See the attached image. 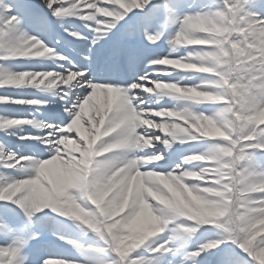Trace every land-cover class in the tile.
Wrapping results in <instances>:
<instances>
[{"label":"snow or ice","instance_id":"1","mask_svg":"<svg viewBox=\"0 0 264 264\" xmlns=\"http://www.w3.org/2000/svg\"><path fill=\"white\" fill-rule=\"evenodd\" d=\"M75 19L86 34L65 27ZM57 29L85 50L72 45L71 58L57 54L63 39ZM162 41L170 48L164 56L156 51ZM184 45L205 47L178 55L189 49ZM37 58L55 67L16 71L9 64ZM160 66L186 75L161 80L177 72ZM121 69L135 79L125 83ZM96 71L111 75L97 80ZM7 88L53 99L0 96V105L35 107L27 116H0V264H27L25 250L39 239L41 221L51 219L49 209L97 235L115 259L106 262L97 249L58 236L81 259L40 264H156L135 255L151 238L150 255L175 256L170 245L201 229L202 236L212 229L221 235L174 264H264V172L251 164L264 152V0H0V89ZM153 97L157 105L168 99L183 106L155 108ZM56 102L44 116L41 109ZM205 104L223 107L206 115L197 110ZM10 139L28 154L13 151ZM196 142L209 143L173 167V145ZM149 157L159 159L138 165L124 182L95 188L82 179L100 169L115 172L117 161L122 167ZM56 161L63 167L54 176L47 170ZM61 175L71 177L63 187Z\"/></svg>","mask_w":264,"mask_h":264},{"label":"bare ground","instance_id":"2","mask_svg":"<svg viewBox=\"0 0 264 264\" xmlns=\"http://www.w3.org/2000/svg\"><path fill=\"white\" fill-rule=\"evenodd\" d=\"M34 2L36 4H39V0H34ZM211 2V0H210ZM169 3H172V0H169ZM46 12V10H44ZM160 12L163 13V7L161 6ZM47 13V12H46ZM65 27L69 29V31L71 30H81L82 34H86L87 33V29L84 28V25L78 20H66L65 21ZM62 29H58L57 31L59 32V34L61 35V37H63L62 42L65 46L68 47V52H63L61 50H57V54L60 55H64L67 56L68 58H71L73 55H75V53L72 50V45L75 46V48L78 51L83 52L86 48V44L84 42L81 41H71L69 38H67V35L65 33H61ZM171 29H165V31H170ZM63 31V30H62ZM34 35V33H33ZM45 43H47V41H44ZM66 42H71V44H66ZM186 47H189V49H182L178 55H185L187 51H191V47H199L198 45H184ZM158 52L159 55L164 56L167 55V53L170 51L169 46L167 45V43H164L162 41V47L156 50ZM9 64L13 67H15L16 71H22L24 69L18 67V65H25L27 66L30 70H34V71H41L43 70L39 65L43 64L45 66H51V67H55V65H53L52 61L50 59L47 58H37L34 60H17L15 62H9ZM161 68H167L170 71H174L177 72L174 76L168 77V76H163L161 77V80L167 81V80H179L181 79V77L185 76L186 74L183 73L182 70L179 69H172L170 66H160ZM158 69H151L149 71H157ZM120 71H123L125 74V83H131L132 80H134L135 78H133L132 80L130 79L128 73L126 70L121 69ZM92 73H90L91 75ZM137 74L138 75H142L143 74V70L140 68L137 70ZM95 77L97 80H103L105 79L107 76L111 75L110 73H104V72H100V71H96L94 73ZM199 82V81H197ZM125 83H122L120 85H112V86H125ZM185 83H188V81H185ZM141 95H144L141 93ZM0 96H13L19 99H25V100H49L52 101V96L49 93L46 92H42V91H37L35 89L32 88H27V89H20V90H16V89H12V88H7V89H0ZM145 99H148V97L145 95ZM156 98L153 97L150 100H148V103L151 104L153 107L155 108H168V109H172L173 107H182L183 105L179 104L178 102L172 101V100H168L165 99L162 101L161 104L157 105L154 104V100ZM220 106L223 107L222 105H200L198 106V111L203 112L206 115H212L215 112H217L220 109ZM54 107H58V102H56L55 104H49L48 108H42L41 112H43L44 116H50L52 114V110ZM91 106H89L90 108ZM31 112H35V107H27V106H16V105H0V116H27L29 113ZM89 114H91V112H89ZM38 118H40L38 116ZM85 119H87V117H85ZM30 131V129H29ZM81 131L84 133L85 136H88V133L86 131V126L81 128ZM3 138V134H0V139ZM208 143L209 142H196V143H191V144H185V145H181L179 143H176L173 145L172 149L169 151L168 153V159L170 161H172V166L174 167L175 164H178L181 162V159L184 156L190 155L193 152H203L207 149L208 147ZM9 146L12 148L13 151L19 152L21 155H26L28 154V148L26 147L25 144H22L20 141L14 140V139H10L9 141ZM69 149H71L72 147H74L73 145H69L68 146ZM252 164V169L257 171V172H264V152H257L254 154V158L251 162ZM63 167V165L60 163V161H56L54 162L52 165H49L48 167V172L52 175H58L60 172V169ZM188 167V166H186ZM196 170V169H194ZM16 175H19V173H16ZM18 211V210H17ZM49 217H51V219L48 220H44L41 221L46 228L48 229H52V230H63V228L61 227V225H57V224H53V220L56 221L57 217H55V214L51 212V210H45ZM66 220L69 221H73L71 218H66ZM39 227V226H38ZM37 227V228H38ZM59 230V231H60ZM167 238V237H165ZM173 246V245H170ZM41 252H43L44 254H42ZM27 253V264H40V260L42 258H53L56 255L59 256H65V251L61 250V249H57L55 247H31L29 249L26 250ZM160 264H172V262L170 261V259H165L162 260L160 262Z\"/></svg>","mask_w":264,"mask_h":264},{"label":"rangeland","instance_id":"3","mask_svg":"<svg viewBox=\"0 0 264 264\" xmlns=\"http://www.w3.org/2000/svg\"><path fill=\"white\" fill-rule=\"evenodd\" d=\"M33 3H34V0H33ZM41 10L44 11V9H41ZM45 14H47V13L45 12ZM60 32L64 33L62 30ZM67 38H69L71 41H74L72 37H68L67 36ZM199 47H205V46L200 45ZM59 48H61L63 51L67 52V48L63 44L62 40H61V43L59 45H56L55 51L58 50ZM15 61H17V60H15ZM15 61H9V62H15ZM220 108H221V106H220ZM55 217L58 218V220H57L58 223H56V224L57 225H61L63 230L54 231L52 229H48L41 222L40 225H39V229L36 230V231L39 232V239H37L35 241H32L30 246L27 249H29L31 247H33V248H35V247H45V248L55 247L57 249H61V250H64L65 252H68L69 257L56 256L54 259L63 261V260H69V259H71V260H80L81 256L77 252L76 248H74L72 245H70L68 243H65L62 240L58 239L57 238L58 236L64 237L65 240L74 241L76 244L80 245L82 248H89V247L94 248L96 246H99V243L95 240V238L98 237V236H96V237L90 236V237H87V238H84V239L81 238L82 237L81 236L82 235L81 234L82 233V228L83 229H86V228L84 226L80 225L78 222H76L78 225L74 226V225H71L66 220V218L60 217L57 214H55ZM78 229H80L81 233L79 232ZM203 231L204 230L201 229L199 232H197L195 234L194 237L190 238L186 242H177L175 245H173V247H175L177 249V252H176L175 256H173V255H171V256L170 255L162 256L160 254L150 255L149 252L147 251V248H146V250H142V251L138 250L137 253L135 254L136 258L143 259V260H154V261H156V264H159L166 257L167 258L168 257H175L174 258L175 259L174 262L177 259L183 260V257L185 255L186 251H192V250L195 249L197 244H203V243L207 242L208 240L216 239L218 236L221 235V232L219 230L212 229V232L210 234L202 236L201 233ZM78 232H79V234H78ZM54 233H55V235H54ZM170 234L171 233H169L166 230L163 235L166 236V237H169ZM152 239H156V238H151L150 241L146 242L145 245L147 247L150 244ZM100 245H102V244H100ZM180 247H183V248L179 249ZM95 255L98 258H100V259H102V260H104L106 262H110V261L115 259L114 254H112L110 251H97L95 253ZM186 264H191V262H186Z\"/></svg>","mask_w":264,"mask_h":264},{"label":"clouds","instance_id":"4","mask_svg":"<svg viewBox=\"0 0 264 264\" xmlns=\"http://www.w3.org/2000/svg\"><path fill=\"white\" fill-rule=\"evenodd\" d=\"M181 67H185V66L181 65ZM208 131L211 132V131H214V129L209 128ZM157 159H159V158L158 157H149L146 160H140V159L133 158V159L125 162L122 167L119 166V161H117V162H114L116 164V171L115 172L109 173L108 169H100L97 172H95V174L92 175L91 177H88L87 175H85L82 177V179H85L91 187H95V188H99V187L103 186L106 182L111 183L112 180L117 179V178H119V180L121 182H124L127 180L128 176H130L136 172L138 165L151 163ZM70 179H71V177H69L67 175H61L60 186L63 187V185L65 183H67ZM81 194L86 195L87 189H82ZM174 206L177 210L183 209L182 202H176ZM150 227L151 228L156 227L155 218L152 219Z\"/></svg>","mask_w":264,"mask_h":264}]
</instances>
